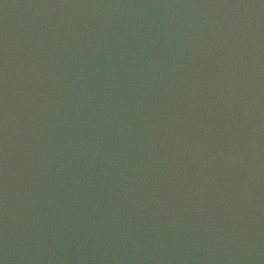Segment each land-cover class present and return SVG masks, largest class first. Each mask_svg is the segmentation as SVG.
Listing matches in <instances>:
<instances>
[{"label":"water","instance_id":"water-1","mask_svg":"<svg viewBox=\"0 0 264 264\" xmlns=\"http://www.w3.org/2000/svg\"><path fill=\"white\" fill-rule=\"evenodd\" d=\"M0 264H264V0H0Z\"/></svg>","mask_w":264,"mask_h":264}]
</instances>
